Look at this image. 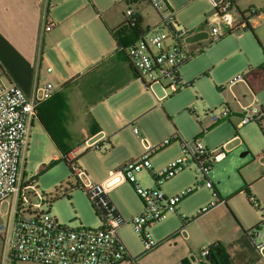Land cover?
<instances>
[{"label":"rangeland","instance_id":"374dc122","mask_svg":"<svg viewBox=\"0 0 264 264\" xmlns=\"http://www.w3.org/2000/svg\"><path fill=\"white\" fill-rule=\"evenodd\" d=\"M73 1L78 4V0ZM95 1L100 12H104L103 9L110 5V0ZM166 1L175 13L177 23L189 30L205 25L216 13L208 0ZM146 2L143 7L144 19L146 25L148 22L152 25L159 20L158 15L153 5ZM127 7L126 2L116 5L112 8L111 14L117 20L124 19L123 13L125 14ZM250 7L246 9L249 16L250 13L247 11L251 9ZM256 10L258 16H254V19L262 16L264 7H256ZM259 21L260 26L264 28V20ZM208 29L209 26L206 27V30ZM228 32L224 33L225 37L221 40H214L210 44L199 46L197 42L189 45L191 46L189 49L195 53L194 57L181 68L182 78L188 85L179 93L167 95L164 89L168 85L167 80L163 81L162 86L158 83L153 84L149 79L143 83L140 78L109 101L98 105L95 113L100 115L103 121V126L100 127L101 133L109 135L115 148L112 149L111 144L107 143V152L92 150L79 160V165L88 174L90 180L99 183L109 176L110 171H118L127 163L144 155V144L134 133V127L138 128L148 145L156 148L151 158L156 170L166 167L183 156L181 144L184 141L200 139L208 150L212 151L223 146L227 150L226 158L215 163L211 168L210 181L219 192L224 193L223 195L233 197L232 202L237 207L243 208V211L248 207L252 210L250 223L257 221V225L262 222V215L253 206L250 207L251 204L242 191L247 184L251 185L252 192L258 197L264 209V162L259 160L264 152V133L261 129V127L264 129V116L259 122L253 121L238 128L243 109L252 107L254 95L245 83L239 82L232 86L231 83L250 68L256 69L264 64V48L257 44L249 29L240 28L232 34ZM72 77L69 76L64 82L52 77L51 80L60 87ZM69 92L70 99L77 101V104L83 108V99L79 94L70 89ZM60 93L61 91L58 90L55 95ZM257 97L256 105L262 107L264 112V89L258 92ZM63 98L65 101L62 100L63 111H65L69 101L67 97ZM77 104L74 103L72 107ZM116 106L120 108L117 119L113 115ZM224 112H228L229 117L214 122L213 117H220ZM30 135L25 174L29 178H37L39 191L54 202L51 208L52 214L61 224L73 229L98 228L100 220L87 194L80 188L67 163L61 157L55 158L59 154L58 149L49 139L40 121L35 120ZM167 141L171 144L165 146ZM246 152L247 155L243 156ZM51 162L56 164L49 168ZM244 175L251 182H247ZM135 176L143 189L157 188L149 172L144 170ZM203 181H205L204 177L198 174L195 165L192 164L175 177L164 181L160 189L163 193H167L168 197H175L184 190L196 188L179 204L182 213L192 218L185 207H194L206 198H211L212 202L216 201L212 189L205 186L197 187V184ZM66 191L70 192V195L64 196ZM109 196L126 220L137 214L136 208L141 205V199L130 183L120 185L112 190ZM5 211L7 204L0 210V227L7 220L3 215ZM174 224H180V229L182 228L178 217L171 214L165 221L150 229L153 239L155 240V230L165 231ZM119 235L127 247L135 252L133 257L137 259V264H145L147 262L145 255L151 251L147 253L143 241L131 225L122 227ZM4 255L3 241L0 238V264H5ZM15 264L37 263L15 261Z\"/></svg>","mask_w":264,"mask_h":264},{"label":"built area","instance_id":"2783aa9c","mask_svg":"<svg viewBox=\"0 0 264 264\" xmlns=\"http://www.w3.org/2000/svg\"><path fill=\"white\" fill-rule=\"evenodd\" d=\"M216 10L215 19L202 25L208 36L205 44L225 37L221 31L223 26L229 28V33L240 28L248 27L246 19L236 22L232 18L234 4L231 0H208ZM158 15L156 29L149 35L139 39L127 48V55L132 66L139 73L145 83L149 79L153 84L163 86L167 95H174L188 85L182 78L181 68L194 57L188 49L187 39L197 32L198 28L189 30L182 28L176 21L175 13L170 9L166 0H149ZM249 13L253 16L257 10L252 8ZM127 17L133 20L136 17L132 9L127 11ZM47 15L44 20H47ZM209 29L206 30V27ZM52 24L46 23L43 32L51 31ZM202 30V31H203ZM227 34V35H228ZM48 72L51 70L48 69ZM245 83L254 95L252 107H245L240 116L238 128L253 122L261 121L264 116L262 107L257 106V94L264 89V64L256 69L250 68L238 76L231 86L236 83ZM152 87V85L150 86ZM60 90L54 83L44 81L36 83L31 94L27 95L18 85L0 77V210L7 204V211L3 215L6 223L0 227V238L5 250L4 262L14 261L33 262L37 264H137V259L130 255L123 243L119 231L125 225H131L144 243L147 252L153 251L158 242L153 239L150 229L165 221L169 215L178 212L181 200L191 195L194 188L184 190L175 197L166 196L159 188L143 189L136 179V174L147 171L152 176L155 185L160 186L186 168L195 165L198 174L204 177L203 183H198L209 189L214 188L209 179V173L215 163L226 158L225 146L208 150L200 139L184 141L181 146L183 156L171 162L166 167L156 170L151 158L156 148L148 145L142 138L137 127L134 133L141 138L145 153L139 159L127 163L118 172H111L106 183H95L79 165L82 155L95 150L107 152L108 146L104 141H94L87 138L83 143L74 147L65 156L73 176L80 188L87 194L92 207L100 220L98 228L80 227L73 229L59 222L51 212L54 202L38 189L33 178L25 174L26 154L29 150L31 129L37 119L40 105L51 100ZM256 105V106H255ZM229 117L228 112L222 116H214V122ZM167 141L165 146L170 145ZM264 156V152H263ZM117 174L130 183L142 201L143 209L130 219L126 220L118 211L109 192L118 186ZM217 197V193L213 191ZM250 202L262 215L264 223V209L259 201L250 196ZM220 203L219 199L201 209L192 218L185 214L180 215L184 227L199 216L208 213ZM256 249L264 254V242L259 227L247 232ZM211 245L203 248L198 260L194 264L205 261L209 255Z\"/></svg>","mask_w":264,"mask_h":264},{"label":"crops","instance_id":"0c3cea01","mask_svg":"<svg viewBox=\"0 0 264 264\" xmlns=\"http://www.w3.org/2000/svg\"><path fill=\"white\" fill-rule=\"evenodd\" d=\"M146 1L149 2V0H110V5L103 9L104 12H100L95 0H78V4L73 0H0V77L15 83L29 95L38 82L53 83L51 77L64 82L69 76L74 78L85 74L104 58L116 53L117 36L124 42L134 39L133 31L125 25L129 9L135 12L136 17L141 18L144 30L150 29L146 36L156 29L158 21L152 25L148 22L146 25L143 15ZM231 1L234 4L232 18L236 22H239L241 18L246 19L248 24L246 30H251L257 44L264 48V28L259 23V20H264V12L260 18L256 19L254 16H258L257 13L253 16L246 13V9L250 6L251 9L264 7V0ZM123 2H126L128 7L125 14L123 13L124 19L117 20L111 14V10ZM45 15L48 17L47 20H44ZM214 19L215 15L210 18V20ZM46 23L52 24L53 28L51 31L43 32ZM116 30L119 31L115 33ZM221 30L226 32L229 28L223 26ZM202 44L205 42H198L199 46ZM48 69L51 71L48 72ZM134 81L131 80L126 86L90 109H86L84 105L82 108L77 101H72L67 89L40 105L36 120L40 121L49 139L57 147L59 154L55 158H62L63 151L60 147L67 153L87 138H92L94 141L102 140L105 144L110 143L111 148L114 149L109 135L101 133L100 127L103 126V121L100 115L95 113V109ZM63 97H67L69 101L65 111H63ZM74 103L77 105L72 107ZM116 108L113 115L117 119L120 108L117 106ZM93 128L98 130L94 134L91 133ZM259 160L264 162L263 154ZM118 171H110L109 176L99 183H106L111 172ZM244 177L247 182H251L245 175ZM116 178L119 184L110 190L109 195L112 190L126 183L119 174ZM246 186L250 187L251 195L261 205L258 197L252 192L251 185ZM160 187L161 185L157 186L159 189ZM213 191L217 193V197L214 195L213 197L219 199L220 203L185 226V233H181L183 222L180 215L183 213L178 205L175 216L181 221L182 228L180 229V224H174L165 231L155 230L154 238L159 244L153 251L147 252L145 264H183L185 260L189 264H194L192 260H198L203 248L217 243L226 249L233 264H264V254L256 249L247 235L248 231L259 227L263 240L264 223L260 222L257 225V221L250 223L252 210L248 206L247 210L243 211V208L240 209L232 202L233 197H226L215 186ZM164 194L167 196V193ZM209 202H212L211 198H206L196 206H187L184 209L192 217ZM142 209L141 201V205L136 208V213L141 212ZM119 213L123 216L122 212L119 211ZM125 246L130 255L135 256L133 249L126 244ZM203 262L200 261L198 264ZM12 264H15V261Z\"/></svg>","mask_w":264,"mask_h":264},{"label":"trees","instance_id":"16d2710c","mask_svg":"<svg viewBox=\"0 0 264 264\" xmlns=\"http://www.w3.org/2000/svg\"><path fill=\"white\" fill-rule=\"evenodd\" d=\"M251 12V10H249ZM128 25L134 34L132 41L124 42L120 37H116L117 50L116 53L104 58L92 69L83 75H78L68 82L62 84L60 91L67 89L79 94L83 99V105L86 109H90L94 105L106 100L115 92L126 86L131 80L140 79L139 73L132 66L127 55V48L135 44L139 39L145 37L150 29L142 28L140 17H135L133 20L128 19L125 23ZM248 28V27H247ZM119 30H116L118 32ZM233 32L229 33L232 34ZM47 128V127H46ZM263 133L264 129L261 127ZM98 130L93 128L91 133L94 134ZM63 151L62 160L65 161L66 153ZM56 162H51L49 168L53 167ZM68 165V164H67ZM69 166V165H68ZM37 182V178H34ZM250 202V187L246 186L243 191ZM69 193V194H68ZM70 195V192H65L64 196ZM251 204V202H250ZM252 205V204H251ZM253 206V205H252ZM257 228V227H255ZM183 264H189L184 261ZM202 264H233L226 249L219 243L211 245L209 255Z\"/></svg>","mask_w":264,"mask_h":264},{"label":"water","instance_id":"95a60500","mask_svg":"<svg viewBox=\"0 0 264 264\" xmlns=\"http://www.w3.org/2000/svg\"><path fill=\"white\" fill-rule=\"evenodd\" d=\"M203 28H204L203 26H200V27L198 28V30H201V31H200V32H197V33L194 34L193 36L189 37V38L187 39V43H188V44H194V43H197V42H199V41H202V40L206 39L207 36H208V34H207V32H205V31L203 30ZM202 30H203V31H202ZM246 155H247V152L243 154V156H246Z\"/></svg>","mask_w":264,"mask_h":264}]
</instances>
